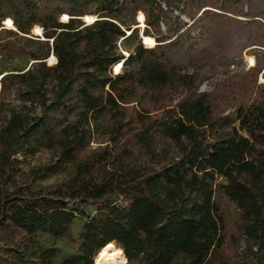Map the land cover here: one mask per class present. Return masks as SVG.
<instances>
[{
	"label": "trees",
	"instance_id": "obj_1",
	"mask_svg": "<svg viewBox=\"0 0 264 264\" xmlns=\"http://www.w3.org/2000/svg\"><path fill=\"white\" fill-rule=\"evenodd\" d=\"M138 11L153 45L138 40L124 58L118 41L137 37L122 25ZM87 13L97 20L83 26ZM4 19L14 36L37 25L52 42L29 54L37 61L30 70L0 79L2 92L17 85L39 109L29 119L11 111L0 123V264H94L110 243L126 264H231L224 200L237 211V264H264L263 54L239 79L217 78L244 50L264 49V0H0V28ZM0 50L25 53L7 42ZM48 78L56 83L49 96ZM204 82L210 90L201 92ZM99 117L106 144L89 149L84 126ZM52 150L55 163L16 183V156ZM64 165L70 177L35 187ZM87 205L95 213L73 236ZM37 236L72 242L75 253L56 263L60 251Z\"/></svg>",
	"mask_w": 264,
	"mask_h": 264
},
{
	"label": "rangeland",
	"instance_id": "obj_2",
	"mask_svg": "<svg viewBox=\"0 0 264 264\" xmlns=\"http://www.w3.org/2000/svg\"><path fill=\"white\" fill-rule=\"evenodd\" d=\"M92 9L91 6H88L86 10ZM143 13L138 11L135 15V19L124 20L123 29H125V36H128L132 30H135L136 39L131 40L128 43L122 42L118 47V52L126 58L129 52L133 50L136 45V42L139 40V43L146 48L145 46L153 45V38L149 36H145L143 34L145 29V22H142ZM144 16V15H143ZM68 17L66 14H61L58 17V22L67 23ZM89 17H96L95 15L85 14L83 17H80V21L84 23V21H90ZM140 18V23L138 22ZM6 19L1 22V30H0V42H7L10 45L15 47L23 48L25 50L24 54L12 55L8 52L0 50V76L5 74H23L26 71L30 70L34 67L37 61L32 60L29 54L33 51H38L39 53H44L47 49V46L50 47L49 42H45L43 31L42 37H36L35 33H40V26L34 25L27 36L23 35H13L12 32H15V28H11L9 23L7 27L4 25ZM42 29V28H41ZM142 36V37H141ZM132 37V35H131ZM260 52L263 54L262 57V69L257 76V84L264 83V52L262 48L259 47H250L244 50L240 56V58H234L229 61L228 66L224 65L218 69L217 78L219 80L225 79L228 77H233L239 79L245 72L249 69L246 61L249 57L255 58V65L258 63ZM47 58L45 65L50 67L53 66V62ZM118 71V67H116L115 72ZM112 74L114 72L112 71ZM56 86L55 81L52 78H48L44 81L42 89L46 93L47 96L50 95L51 91L54 90ZM210 87L208 82H204L199 91H209ZM11 111H17L22 113L28 119L36 116L39 113V109L37 106L32 105L22 96L21 89L17 85H8L7 90L2 92L0 85V123L9 117V113ZM78 113V112H77ZM77 113L72 114L66 119V123H75L78 120ZM93 117L92 119H94ZM89 119L88 125L84 127H89L91 134V142L89 144V149H95L99 146H104L106 144V136H105V127L108 122L106 118L99 117L96 121ZM83 125L81 121L80 126ZM17 159L21 161L20 163V171L16 176V183H27L29 181L28 172L30 170L37 169L39 167L53 164L57 160V153L55 150L52 151H39L38 153L27 156V157H19L16 156ZM70 167L64 165L58 172L51 174L50 176L39 180L35 183L36 188L46 187L49 185H53L58 183L66 178L70 177ZM83 211L84 215H78L75 220L74 227L72 230L73 236H76L77 231L80 228L81 221L88 215H93L95 210L92 206L87 205L82 208H79ZM222 210L225 218V233L227 237L226 243V258L230 261L231 264H237L241 257V253L243 250V242L236 233V224H237V211L235 207L227 202L226 200L222 201ZM37 243L45 248H57L60 251L59 257L55 260L56 263H59L62 258L74 254L75 253V245L72 242H69L64 239L52 240L46 236H37ZM114 246H116L113 243ZM117 247V246H116ZM94 263V262H93ZM125 264V263H123Z\"/></svg>",
	"mask_w": 264,
	"mask_h": 264
},
{
	"label": "bare ground",
	"instance_id": "obj_3",
	"mask_svg": "<svg viewBox=\"0 0 264 264\" xmlns=\"http://www.w3.org/2000/svg\"><path fill=\"white\" fill-rule=\"evenodd\" d=\"M142 37V36H141ZM125 258L119 247L110 243L100 249L94 257V264H123Z\"/></svg>",
	"mask_w": 264,
	"mask_h": 264
},
{
	"label": "built area",
	"instance_id": "obj_4",
	"mask_svg": "<svg viewBox=\"0 0 264 264\" xmlns=\"http://www.w3.org/2000/svg\"><path fill=\"white\" fill-rule=\"evenodd\" d=\"M141 16H142V22L144 23V16H143V15H141ZM66 18L69 19V17H66ZM89 18H90V21H84L83 26H89V25L93 24V23L97 20V17H89ZM68 19H67V20H68ZM7 20H10V19H6V20H5L4 25H5L6 27H7V24H6ZM10 22H11L10 25L13 26L11 20H10ZM138 22L140 23V18H139ZM2 23H3V22H2ZM12 29H13V28H12ZM39 30H40V33H35V36L41 38V37H42V31H43V30H42L41 28H39ZM27 36H28V35H27ZM121 41H122V39H120V40L118 41L117 46L120 45ZM51 42H52V40H50V44H51ZM262 51L264 52V49H262ZM49 55H50L49 60H51V61L53 62V65H55V64H56V59H55V57L53 56L52 53H50ZM127 56H128V55H127ZM48 57H49V56H48ZM48 57H47V58H48ZM46 60H47V59H46ZM46 60H45V62H46ZM123 61H124V60H121L120 62L116 63V64L112 67L111 71L114 72V74H112V75H117V74L121 73V71H122ZM246 64H247L248 68H253V67L255 66V58H254V57H249V58L247 59V61H246ZM116 67H118V71H117V72H115ZM2 76H3V75H2ZM2 76H0V79H1Z\"/></svg>",
	"mask_w": 264,
	"mask_h": 264
},
{
	"label": "water",
	"instance_id": "obj_5",
	"mask_svg": "<svg viewBox=\"0 0 264 264\" xmlns=\"http://www.w3.org/2000/svg\"><path fill=\"white\" fill-rule=\"evenodd\" d=\"M125 264H126V260H125Z\"/></svg>",
	"mask_w": 264,
	"mask_h": 264
}]
</instances>
